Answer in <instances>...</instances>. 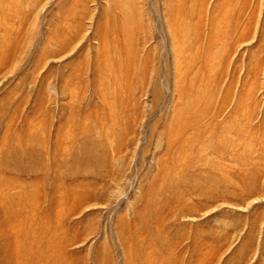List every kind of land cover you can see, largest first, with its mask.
Segmentation results:
<instances>
[{"label": "rangeland", "instance_id": "obj_1", "mask_svg": "<svg viewBox=\"0 0 264 264\" xmlns=\"http://www.w3.org/2000/svg\"><path fill=\"white\" fill-rule=\"evenodd\" d=\"M0 214V264H264V0H0Z\"/></svg>", "mask_w": 264, "mask_h": 264}, {"label": "bare ground", "instance_id": "obj_2", "mask_svg": "<svg viewBox=\"0 0 264 264\" xmlns=\"http://www.w3.org/2000/svg\"><path fill=\"white\" fill-rule=\"evenodd\" d=\"M0 215H1V214H0ZM4 228H5V226L2 225V226L0 227V231L2 232V231L4 230ZM2 239H3V238H2ZM7 241H8V238H7ZM4 247H5V246H4Z\"/></svg>", "mask_w": 264, "mask_h": 264}]
</instances>
